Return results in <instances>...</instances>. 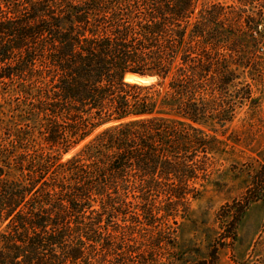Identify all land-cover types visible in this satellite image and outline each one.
Instances as JSON below:
<instances>
[{"label": "trees", "instance_id": "16d2710c", "mask_svg": "<svg viewBox=\"0 0 264 264\" xmlns=\"http://www.w3.org/2000/svg\"><path fill=\"white\" fill-rule=\"evenodd\" d=\"M263 6L0 0V264H154L249 88Z\"/></svg>", "mask_w": 264, "mask_h": 264}, {"label": "rangeland", "instance_id": "374dc122", "mask_svg": "<svg viewBox=\"0 0 264 264\" xmlns=\"http://www.w3.org/2000/svg\"><path fill=\"white\" fill-rule=\"evenodd\" d=\"M260 29L254 44H247L255 53L248 66L238 70L249 88L237 93L232 120L226 134H220L224 143L197 184L199 197L189 201L187 216L178 217L176 230L164 237L169 243L153 252L154 264H264V6ZM241 96H246L242 103ZM0 118L4 126L16 117L0 112ZM91 137L63 152L61 160L78 153Z\"/></svg>", "mask_w": 264, "mask_h": 264}, {"label": "water", "instance_id": "95a60500", "mask_svg": "<svg viewBox=\"0 0 264 264\" xmlns=\"http://www.w3.org/2000/svg\"><path fill=\"white\" fill-rule=\"evenodd\" d=\"M128 75H134V76H137L139 78H144V79H147L148 77H151V75H146V74H138V73H133V72H128L125 74V79Z\"/></svg>", "mask_w": 264, "mask_h": 264}]
</instances>
